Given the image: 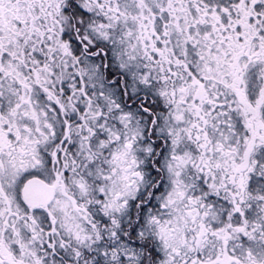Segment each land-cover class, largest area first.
<instances>
[{"label":"snow or ice","instance_id":"obj_1","mask_svg":"<svg viewBox=\"0 0 264 264\" xmlns=\"http://www.w3.org/2000/svg\"><path fill=\"white\" fill-rule=\"evenodd\" d=\"M0 264H264V0H0Z\"/></svg>","mask_w":264,"mask_h":264}]
</instances>
